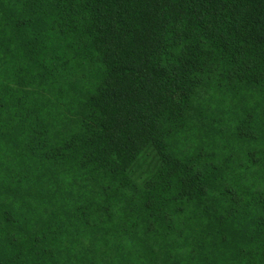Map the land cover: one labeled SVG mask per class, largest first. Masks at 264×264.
Returning a JSON list of instances; mask_svg holds the SVG:
<instances>
[{
    "label": "trees",
    "instance_id": "1",
    "mask_svg": "<svg viewBox=\"0 0 264 264\" xmlns=\"http://www.w3.org/2000/svg\"><path fill=\"white\" fill-rule=\"evenodd\" d=\"M262 81L260 0H0V167L5 160L14 166L16 160L4 151L5 126L15 134L14 142H8L13 153L23 145L37 154V126L61 119L77 128L80 139L74 134L63 150L47 149L45 158L75 151L70 162L84 180V173L94 170L112 177L130 170L145 144L158 159L163 147L159 134L143 143L134 134L114 139V109L133 110L139 124L160 129L162 121L179 118L200 89ZM238 112L231 135L249 143V120ZM113 155L117 167L109 166L117 164ZM201 157L200 152L188 162L168 156L166 168L181 173L176 186L166 176L156 184L148 180L138 195L139 212L204 196L208 178L195 167ZM73 184L71 196L81 198L83 187ZM154 184L169 193L161 197L155 192V204ZM87 207L84 198L76 205L82 213ZM205 211L215 230L202 247L222 254L231 245L241 258L253 249L264 250V192L220 186L215 207ZM248 244L253 247H241ZM200 264L229 262L205 253Z\"/></svg>",
    "mask_w": 264,
    "mask_h": 264
},
{
    "label": "clouds",
    "instance_id": "2",
    "mask_svg": "<svg viewBox=\"0 0 264 264\" xmlns=\"http://www.w3.org/2000/svg\"><path fill=\"white\" fill-rule=\"evenodd\" d=\"M264 5V0H260ZM261 89H264V81L261 82ZM239 96V90L225 89L221 94L215 97H203L200 100H193L183 111L179 118H170L162 121L160 129H150L147 123L141 125L136 120L133 110L126 108L114 109L116 112V124L111 129V135L114 139L119 138L122 134L127 136L135 135L136 139L141 143L146 138L151 139L154 134H159L161 139L158 141L162 144L160 159H157L150 148L145 144L139 153L135 155V159L128 166L134 171H125L122 175H127L137 179V184L141 186V192L145 191L142 187L144 180L157 181L160 177L166 176L175 187L177 177L181 175L178 170L166 168L168 156H173L179 160L188 162V158L194 157L199 151L202 157L196 160L195 167L201 169L208 178L207 190L204 196L194 197L190 201L189 207L184 209V214L189 217L187 223L183 221V215L178 220L173 217L171 224L173 228L184 229L180 236L169 235L165 242L171 247L168 249L173 252L174 257L179 258L180 264H183L185 254L189 248H196L207 234L215 230V224L210 222L207 211L201 212V209H209L215 207L216 197L220 186H231L237 192L243 193L251 190L253 187H259L264 192V166H249L244 168L239 161L243 160L247 164V159L243 155V146L237 143L231 135V123L233 118L239 114L236 97ZM150 103V102H149ZM171 103V102H169ZM257 107L264 110V94L258 100L255 95L252 96L248 103V110L254 111ZM259 141L256 147L261 149V155H264V122H261L258 128ZM5 140L2 141L5 153H13L8 146V142L13 140L14 133L5 126L3 129ZM147 153V154H145ZM239 154V155H236ZM113 160H117V164H110L111 167H117L118 158L113 155ZM214 166V167H213ZM7 161L0 167V199L11 201L13 208L23 210V206L32 203L31 193L23 183L17 185L14 177L19 173V168H14L10 173ZM62 179H68L67 175H62ZM110 182V181H109ZM11 187H8V186ZM189 191H191L189 189ZM13 195L9 196L8 193ZM155 192H159L163 197L169 193L160 192V186L153 185V203L155 204ZM7 207V205H5ZM115 212V208H113ZM167 212L168 208L165 207ZM195 213V216H193ZM25 215L27 213L25 212ZM32 218L28 221L18 219L13 223H4L3 217L0 216V233L3 236L2 264H80V261L72 257L73 253L80 249L79 254L87 255V246L92 242L93 234L90 232H80L75 237L57 238L56 241H48L32 247L30 241L31 235H37L34 225L31 223ZM164 223H168L165 219ZM195 228L196 231H189V228ZM163 230L161 224L153 229V233L158 234ZM227 230V229H225ZM142 229H138L135 234H129L125 237L117 239L115 243L122 245L118 249L123 257L122 264L127 261H134L135 264H156L155 251L146 252L141 249L135 242L137 236L141 235ZM153 233H148L150 239L155 241ZM16 238L13 244H9V239ZM109 247H112V236L107 237ZM98 244V241H97ZM161 242H153L151 248L159 250ZM241 247L252 248L251 244L241 245ZM40 248L50 249L52 256L45 258L39 255ZM33 253L36 255L34 256ZM200 253H206L210 256L219 255L222 260L232 264H264V250L253 249L241 257L234 256L232 246H228V251L218 253L214 247L197 248L195 260L199 261ZM104 255H107L105 253ZM99 264V261H97Z\"/></svg>",
    "mask_w": 264,
    "mask_h": 264
},
{
    "label": "rangeland",
    "instance_id": "3",
    "mask_svg": "<svg viewBox=\"0 0 264 264\" xmlns=\"http://www.w3.org/2000/svg\"><path fill=\"white\" fill-rule=\"evenodd\" d=\"M5 74L7 75L8 71H5ZM260 85L253 86L246 82H236L227 87L204 88L198 90L191 100L192 102L194 99L200 100L203 97H215L225 89L239 90V96L236 97L238 111H242L246 119L249 120L246 136L247 139L253 140L246 143L248 140L240 142L234 139L243 146V155L247 159V164L243 160L239 163L244 168L253 165L257 167L264 166V155H261V149L256 147V143L259 141L258 128L260 123L264 122V110L259 107L254 111L242 109L245 105H248L253 95L258 100L261 98L264 89H261ZM233 126L235 125L231 124V127ZM37 127H39L37 135L39 140L38 145H36L38 147L37 154H31L30 147L20 145L15 152L17 155H14L16 158L14 168H19V173L14 177L15 183L25 185L31 193L32 203L23 206V210H20L13 208L11 201L0 199V216L3 217L4 223L11 224L18 219L28 221L31 217V223L35 226L33 230L38 233L37 235H31L30 241H28L32 247H37L48 241H56L58 237L66 239L75 237L80 232L92 233L93 238L87 246V255L79 254L80 249L72 254L74 259L80 261V264H97V261H99V264H122L123 257L118 250L122 248V245H117L115 241L129 234H135L138 229H142L141 235L136 237L135 242L146 252L155 251L156 264H180L178 256L174 257L173 252L168 250L171 245L167 244L165 240L169 235L180 236L183 234L184 229L173 228L171 221L174 216L178 220L182 217L184 209L189 207L190 201L185 205L177 203L173 207H167V212L163 208L145 210L141 213L139 212L141 210V200L138 197L141 186L137 184L139 177L133 178L122 175L125 171H134V169L119 171L112 177L107 174L103 175L101 170H94L88 172L87 176L85 172L84 180L79 174L81 170L77 164L70 162L75 151L71 152L69 157L68 154L67 156L55 155L52 151L54 154L51 159L45 158L47 149L58 146L60 150H63L61 145H64L71 137L75 136L77 140L80 139L77 128L61 119H47ZM151 152L158 159V156L153 151ZM198 153L200 152L198 151L195 156ZM62 175H67L69 178L62 179ZM82 180H84L85 185H82ZM147 181H143L142 187L144 189ZM74 182L77 187L82 186L84 188H79L81 198L71 196ZM156 182L154 181L155 184ZM253 188L260 190L259 187ZM8 195L12 196L13 193L9 192ZM83 198L88 205L84 213L76 208V205L83 202ZM181 207L185 208L182 210ZM113 208H115V212ZM25 212L27 215H25ZM201 212H205V209H201ZM193 216H195V213H193ZM165 219L168 223H164ZM188 219L189 217L183 215L185 223ZM158 224L163 226V230L159 231L158 234L153 233V229H156ZM188 230L196 231L195 228L191 227ZM148 233H153L155 241L150 239ZM109 235L112 236L111 248L107 239ZM15 241L16 238L12 237L8 242L11 245ZM157 241L161 242V247L159 250H154L151 248V244ZM2 248L3 236L0 233V250ZM197 248H202V242L196 248L188 249L183 264H200L205 260V253H200L199 261L195 260ZM105 253L107 255H104ZM33 255L36 254L33 253ZM39 255L48 258L53 253L50 249L40 248ZM0 257H2V251H0ZM0 264H2V259H0ZM32 264H35L34 260ZM127 264H135V262L127 261Z\"/></svg>",
    "mask_w": 264,
    "mask_h": 264
}]
</instances>
